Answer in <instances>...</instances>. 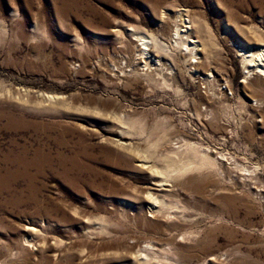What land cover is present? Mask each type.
I'll use <instances>...</instances> for the list:
<instances>
[{
	"label": "rangeland",
	"instance_id": "374dc122",
	"mask_svg": "<svg viewBox=\"0 0 264 264\" xmlns=\"http://www.w3.org/2000/svg\"><path fill=\"white\" fill-rule=\"evenodd\" d=\"M0 264H264V0H0Z\"/></svg>",
	"mask_w": 264,
	"mask_h": 264
},
{
	"label": "bare ground",
	"instance_id": "6f19581e",
	"mask_svg": "<svg viewBox=\"0 0 264 264\" xmlns=\"http://www.w3.org/2000/svg\"><path fill=\"white\" fill-rule=\"evenodd\" d=\"M262 65V64H261ZM164 183H161V185H163ZM160 185V184H159ZM155 202H157V200H155Z\"/></svg>",
	"mask_w": 264,
	"mask_h": 264
}]
</instances>
